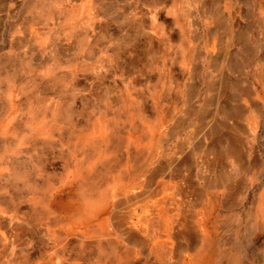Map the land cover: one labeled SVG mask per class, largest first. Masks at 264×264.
<instances>
[{
    "label": "rangeland",
    "instance_id": "374dc122",
    "mask_svg": "<svg viewBox=\"0 0 264 264\" xmlns=\"http://www.w3.org/2000/svg\"><path fill=\"white\" fill-rule=\"evenodd\" d=\"M69 1L0 37V264H264V0Z\"/></svg>",
    "mask_w": 264,
    "mask_h": 264
},
{
    "label": "crops",
    "instance_id": "0c3cea01",
    "mask_svg": "<svg viewBox=\"0 0 264 264\" xmlns=\"http://www.w3.org/2000/svg\"><path fill=\"white\" fill-rule=\"evenodd\" d=\"M126 1L134 2L135 0H126ZM188 1H190L191 3V1H194V0H188ZM241 2L243 3V1ZM38 3H39V0H0V37H2L4 33L6 32V29H5L6 27L14 26V22L16 25H17V21L18 23L19 22L27 23V21L29 20L31 16L32 10L34 9L35 5H37ZM188 9L186 8L185 10H188ZM243 11H245L246 14L248 13L250 14L249 11L253 12L254 9L252 7L249 8L248 6H245L243 4ZM229 22L230 21L228 19L226 20L224 19L223 22H221V26L227 27L229 26ZM258 23H262V25H264V18L258 19V20L246 19L244 24L248 27H255L257 25V27L259 28ZM234 24H238V22L235 21ZM260 31L261 30H255V34L252 35L251 38H249V42L252 46L253 51L254 49H257L256 51L257 58L260 59L258 62H256L255 74H257L256 76H258V81L264 83V35L259 36L258 34L260 33ZM226 37L227 35H224L222 39L225 38L226 40ZM227 44H228V49H231V46H233L232 41H229ZM231 52L232 50L228 51L226 56H225V53L220 52L222 61L224 59H227V57L231 56L229 55L231 54ZM241 56L245 57V54L242 53ZM222 66L224 67L223 62H222ZM225 68H227V66ZM241 70H244V68H241ZM247 71L248 70L246 69L245 72ZM249 87H250L251 93L248 96L236 95V99H233L231 104L237 101V105L247 106L249 109H251L252 107L256 105L264 107V90H263L264 88L255 86L253 82L249 84ZM260 90H263V93H262L263 95L259 93ZM242 123L245 124L246 129H245L244 135L246 134V138L247 137L248 138H251V137L261 138V139L263 138V129H261V125L254 128L253 125L252 126L250 125L247 119L246 121L243 120ZM258 132H259V135L257 136ZM252 153L253 152H250V155ZM247 154H249L248 151H247ZM247 159H248V162H246V164L248 166L254 163L253 162L254 160H250L251 159L250 156H247Z\"/></svg>",
    "mask_w": 264,
    "mask_h": 264
}]
</instances>
